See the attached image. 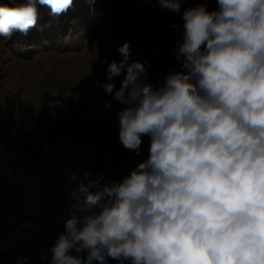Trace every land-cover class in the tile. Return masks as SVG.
<instances>
[{"label":"clouds","instance_id":"obj_1","mask_svg":"<svg viewBox=\"0 0 264 264\" xmlns=\"http://www.w3.org/2000/svg\"><path fill=\"white\" fill-rule=\"evenodd\" d=\"M185 2L156 0L174 13ZM216 3L183 9L179 69L158 86L130 41L118 47L97 86L122 105L120 143L139 154L148 136L149 154L107 187L70 175L71 217L51 264H264V0ZM72 4H2L0 36L27 33L38 5L59 16Z\"/></svg>","mask_w":264,"mask_h":264},{"label":"rangeland","instance_id":"obj_2","mask_svg":"<svg viewBox=\"0 0 264 264\" xmlns=\"http://www.w3.org/2000/svg\"><path fill=\"white\" fill-rule=\"evenodd\" d=\"M24 1L0 0V5ZM160 9L156 0H73L67 11L52 16L48 7L38 5L37 24L27 33L0 36V102L20 98L37 107L79 110L87 124L106 127L117 145L125 148L119 141L122 105L97 82H106L108 65L122 59L118 47L125 41L131 42L133 59L150 61L148 80L154 86L179 69L159 54L175 56L183 27L171 28L170 34L161 32ZM162 15L169 23L177 22V14L164 10ZM123 75L113 78L117 88ZM105 101L111 102V109ZM149 147L150 138L144 136L140 153L130 151L141 162Z\"/></svg>","mask_w":264,"mask_h":264},{"label":"trees","instance_id":"obj_3","mask_svg":"<svg viewBox=\"0 0 264 264\" xmlns=\"http://www.w3.org/2000/svg\"><path fill=\"white\" fill-rule=\"evenodd\" d=\"M198 2L217 8L216 0H186L181 13L160 9L158 29L181 30L183 9ZM164 10L177 14V22L169 23ZM159 55L179 67L174 54ZM138 163L106 127L93 128L79 110L37 107L20 98L0 102V264H51L50 248L71 217L72 173L89 172L107 187Z\"/></svg>","mask_w":264,"mask_h":264}]
</instances>
